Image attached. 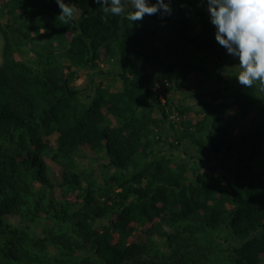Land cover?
Returning a JSON list of instances; mask_svg holds the SVG:
<instances>
[{
    "label": "trees",
    "instance_id": "trees-1",
    "mask_svg": "<svg viewBox=\"0 0 264 264\" xmlns=\"http://www.w3.org/2000/svg\"><path fill=\"white\" fill-rule=\"evenodd\" d=\"M26 1L0 8V264H264V95L237 82L207 6L134 22L65 0L66 23L56 0ZM191 99L202 120L169 142ZM184 139L201 156L174 165ZM83 147L101 180L74 159Z\"/></svg>",
    "mask_w": 264,
    "mask_h": 264
},
{
    "label": "clouds",
    "instance_id": "clouds-1",
    "mask_svg": "<svg viewBox=\"0 0 264 264\" xmlns=\"http://www.w3.org/2000/svg\"><path fill=\"white\" fill-rule=\"evenodd\" d=\"M105 13L120 15L129 7L128 19L141 21L144 16L160 13L171 15V0H96ZM206 5L215 40L228 55L238 60L241 71L237 82L244 87L256 85L264 91V0H200ZM61 12L59 19L66 23L77 11L65 0H56Z\"/></svg>",
    "mask_w": 264,
    "mask_h": 264
},
{
    "label": "rangeland",
    "instance_id": "rangeland-1",
    "mask_svg": "<svg viewBox=\"0 0 264 264\" xmlns=\"http://www.w3.org/2000/svg\"><path fill=\"white\" fill-rule=\"evenodd\" d=\"M26 2H31V4L34 6V8H36L37 6H39V2H37L36 0H31V1H26ZM7 5L8 8L6 9L7 12L9 10H13V3H12V0H0V8L4 7V5ZM129 5H130V0H129ZM129 10L130 8L129 7H126L125 11L122 12L123 15H127L129 13ZM5 14V12H4ZM9 21L8 23H14L16 22V18L17 19H22L24 18L23 15L20 13L19 9H17L13 14H10L9 13ZM0 23H1V27L4 29V30H7L8 28H6L5 24L7 23V20H4L3 19V14H0ZM10 30V29H9ZM3 42H4V39L0 33V63H2V60H3V55H2V50H3ZM111 62V61H110ZM114 65L112 63H109V62H100V67L101 69L105 70L106 72H110V71H113L114 70ZM226 68L228 67H231L230 65L229 66H224ZM234 70L235 71H241L240 67L239 66H233ZM223 68V67H222ZM106 77H109V76H106ZM110 79L111 78H105V83L106 85L110 82ZM74 85L75 86H78L82 89L86 88L87 85H88V79H87V76H86V73H80V78L78 80H76L74 82ZM246 92L249 96L252 95V97H254L255 99H257V97H261L264 95V91H261L256 85H253L252 88H247L246 87ZM186 104L188 106H190V110L188 111V114L186 116H183L182 118H180L179 116H174L173 120L171 119L170 122H168L165 126V129H164V133H166V137H167V140L169 141V138H170V141L171 142V138L172 140L174 141L173 139V135H182L184 134L186 131H189V132H192L194 131L195 129H193V127H191V123H197V121L199 120H202L203 118V113H201V110L199 109H202L200 108L196 103L195 101H193L192 99L191 100H188L186 102ZM238 112V109L237 108H234L232 109L231 113L235 114ZM249 118H245L244 119V123H249ZM164 141L165 140H162L161 143L157 146H155L153 149L154 151H162L163 149V144H164ZM182 146L179 147L178 149H174L173 151H170L172 153H169L168 156H170V158H172L174 161H176V163H174V165H178V159L179 157L183 156V151L185 150L186 151V155L184 156V158L187 160V162L189 164H193L195 161L194 159H198L200 156H201V153L197 152L194 148V146L192 144H190V141H188L187 139H184L182 141ZM177 156V157H176ZM74 159L81 164V168H84V169H88L90 170L92 173H96L98 176H100L99 174V171L98 169L95 167L97 164H96V160H97V156L88 148H79L77 153L74 155ZM48 163H49V167L51 168L50 170L53 172L55 178L57 177V168H55V166L52 164V162H50V160H48ZM216 160H214L213 164L216 165ZM261 166V165H259ZM260 168V167H259ZM217 173H219L221 176L223 175L222 171H217ZM96 175V176H97ZM58 178V177H57ZM262 178L264 180V169H263V173H262ZM101 176L99 177V180H101ZM264 182V181H263ZM60 190H56V194L55 195H61L60 194ZM230 208V207H229ZM142 229H145L144 228H141V227H138V236L137 237H126L125 239V242L128 243H132L134 241H138V242H142L143 240V236L142 234L140 233L142 231ZM221 236L220 232H216L214 234V237H219Z\"/></svg>",
    "mask_w": 264,
    "mask_h": 264
}]
</instances>
